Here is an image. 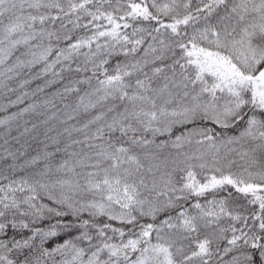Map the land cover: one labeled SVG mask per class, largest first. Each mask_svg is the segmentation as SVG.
Masks as SVG:
<instances>
[{
	"label": "snow or ice",
	"instance_id": "snow-or-ice-1",
	"mask_svg": "<svg viewBox=\"0 0 264 264\" xmlns=\"http://www.w3.org/2000/svg\"><path fill=\"white\" fill-rule=\"evenodd\" d=\"M0 264H264V0H0Z\"/></svg>",
	"mask_w": 264,
	"mask_h": 264
}]
</instances>
